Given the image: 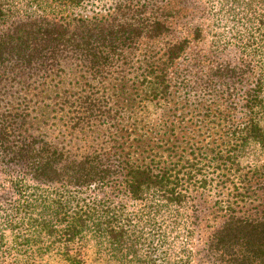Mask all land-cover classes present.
Returning a JSON list of instances; mask_svg holds the SVG:
<instances>
[{"label":"trees","instance_id":"obj_1","mask_svg":"<svg viewBox=\"0 0 264 264\" xmlns=\"http://www.w3.org/2000/svg\"><path fill=\"white\" fill-rule=\"evenodd\" d=\"M83 2L0 0V168L10 184V193L0 190V264H35L50 249L66 264H85L91 244L107 264H192L190 253L173 263L155 245L139 255L125 204L84 194L123 189L145 203L149 224L159 214L178 218L189 201L186 188L203 171L178 168L160 153L141 159L120 134L126 117L134 119L124 114L134 112V100L171 95V69L205 37L196 26L169 40L195 7L190 0H118L111 11L89 14L78 10ZM225 7L236 34L220 37L215 49H239L241 65L226 66L234 82L253 77L240 120L226 122L227 177L249 149L264 150V0H221L219 13ZM127 125L130 137L138 133L137 119ZM240 176L242 187L233 180L235 195L202 248L213 264H264V190L252 192L244 183L250 178ZM239 202L251 205L250 213ZM158 234L162 246L167 235Z\"/></svg>","mask_w":264,"mask_h":264},{"label":"rangeland","instance_id":"obj_2","mask_svg":"<svg viewBox=\"0 0 264 264\" xmlns=\"http://www.w3.org/2000/svg\"><path fill=\"white\" fill-rule=\"evenodd\" d=\"M116 1L118 0H84L78 10L82 13L95 14L105 12L109 7L111 11V6ZM190 2L195 7L193 16L188 18V22H185L183 26H176L169 40L185 36L188 29L196 26L203 29L204 39L193 42L185 58L171 69L173 88L167 99L140 102L134 100L135 95L131 96L135 102V110L133 113L126 111L124 114L133 115L134 119L126 117L120 134V141L125 143L126 148L139 149L141 159L163 156L173 160V163L176 162L178 168L203 171L199 172L198 177H195L186 188L189 201L180 210L178 218H174L172 213L159 214L149 224V220L147 222V218H144L147 215L145 203L134 201L123 189H116L114 192L108 185L105 189L84 195L87 199H96L97 196V199L102 202L109 203L110 199L115 201L114 204L119 202L125 204L140 235L139 255L147 253L149 247L155 245L163 249L160 255L173 263L189 258L187 254L190 253L192 264H213L203 255L202 248L210 232L222 223L224 207L233 194L235 195V183L242 187L243 180L240 174L247 175V179L250 178L249 182L244 183H248L252 192L255 188L262 194L264 174L254 173V167L259 166L264 173V150L249 149L244 157L240 158L239 166H233L232 171L235 172L236 169L238 171L225 177V161L221 156L231 146L228 143L230 138L227 134L226 122L230 117L233 121L240 120L244 103L243 93L252 84L253 77L250 79L247 73L246 76L238 79L240 81L234 82V79L229 76L234 74L229 72L226 66L241 65L239 49L235 46H231L225 52H217L215 49V44L220 37L229 39L231 35L236 34V31L232 30L234 26V22L230 19L232 15L226 12L228 8L225 7L223 12L219 13L221 0H190ZM223 17H227V20H217ZM218 65L223 68H218ZM131 77L137 80L134 73ZM98 96L99 100H105L104 102L108 103L102 92ZM125 104L127 108L128 104ZM136 119L139 122V128L136 129L138 133L134 131L130 137L125 130L129 125L127 121L134 122ZM141 137L143 141L136 140L137 138L141 140ZM104 139L107 140L106 137ZM223 180L226 181L222 182ZM0 190L2 194L10 193L8 175L6 176L1 168ZM240 191L245 192V188H241ZM254 204L256 205L257 202ZM244 205L239 202L238 209L250 213L251 205ZM258 205H260L259 202ZM190 229L194 230L193 236L188 235ZM160 231H164L167 235L162 246L158 234ZM189 249L192 250L188 251ZM84 253L85 264H107V255H99L100 251L94 244L84 249ZM35 264L66 263L56 249H50L48 254L37 258Z\"/></svg>","mask_w":264,"mask_h":264}]
</instances>
